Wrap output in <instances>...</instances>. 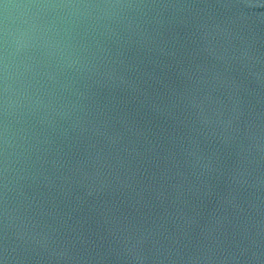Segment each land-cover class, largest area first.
Listing matches in <instances>:
<instances>
[{
    "label": "clouds",
    "instance_id": "clouds-1",
    "mask_svg": "<svg viewBox=\"0 0 264 264\" xmlns=\"http://www.w3.org/2000/svg\"><path fill=\"white\" fill-rule=\"evenodd\" d=\"M0 264H264V0H0Z\"/></svg>",
    "mask_w": 264,
    "mask_h": 264
}]
</instances>
